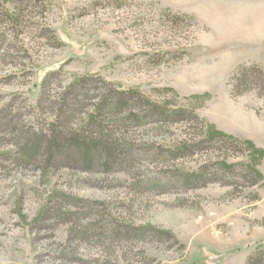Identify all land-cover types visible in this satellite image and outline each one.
Instances as JSON below:
<instances>
[{
    "label": "rangeland",
    "instance_id": "374dc122",
    "mask_svg": "<svg viewBox=\"0 0 264 264\" xmlns=\"http://www.w3.org/2000/svg\"><path fill=\"white\" fill-rule=\"evenodd\" d=\"M263 12L264 0H0V264H244L264 243V157L209 141L200 119L227 95L264 113V97L233 98L228 84L242 64L264 67ZM86 75L80 104L55 119L63 88ZM110 89L167 116L130 102L92 126ZM2 116L17 131H103L117 160H23ZM251 163L263 175L252 186Z\"/></svg>",
    "mask_w": 264,
    "mask_h": 264
},
{
    "label": "trees",
    "instance_id": "16d2710c",
    "mask_svg": "<svg viewBox=\"0 0 264 264\" xmlns=\"http://www.w3.org/2000/svg\"><path fill=\"white\" fill-rule=\"evenodd\" d=\"M91 77L92 76L89 77V75L81 76L63 88L64 92L55 119L61 121V118H64L62 112L64 105L68 106L71 104L74 106L80 104L81 100L79 99V95H81L83 87ZM228 84L230 86L229 94L233 98L247 92H255L259 97H264V67L257 63L242 64L235 69ZM106 94L107 95L102 97L100 101H97V108L87 117L92 126L95 124L97 128L100 127L101 124L94 123L96 120L94 117L96 113L97 115H102L104 114L103 111L105 112L107 110L110 112L131 110L132 105L130 102L139 103L140 101H145L149 109V116L152 118L157 116L161 117V115L167 116V109L146 100L135 90L110 89L106 90ZM194 96L195 95H193V97ZM209 98L210 95L206 94L205 101ZM41 100H43L42 92L39 93L38 103L36 104L37 107L41 104ZM180 109L181 107L172 110L171 114L175 115ZM7 115L9 116L8 113ZM6 116L1 117V120H3L2 125L11 127V131H15L16 134H18L17 140L12 142V144L15 145V153L18 156L20 155L21 159L24 158L23 160H38V162L45 160L47 164L55 163L57 166H70L82 171H89L93 167L109 168L117 160L116 144L111 145L112 143L104 136L103 131L99 133L98 138H94L92 135L95 133V129L88 135L87 130H84V128L79 129L81 127H73L67 123H63L61 125L62 130L58 131L56 129L57 126H59L57 122L52 123L53 126L49 130V135L46 134L43 129L33 130L31 128H26L25 131H17L18 125H14L12 122L9 123L10 120H8L9 118L6 119ZM191 117L198 119V116L194 114V112ZM4 120L7 121L4 122ZM200 120L207 129L209 141L214 140L216 137L240 141L246 145L250 153L249 157H254L253 162L264 157V150L257 147L251 140L226 133L216 128L214 124L206 120ZM255 156H257V158ZM223 164L225 168L233 167V165ZM251 164L246 168L252 175L251 180H249V184L252 186L261 182L263 175L257 168V165ZM194 176L196 178V175ZM254 199H259L258 195H255ZM162 232L164 233V231ZM244 264H264V243L259 242L255 246V250L248 256Z\"/></svg>",
    "mask_w": 264,
    "mask_h": 264
},
{
    "label": "crops",
    "instance_id": "0c3cea01",
    "mask_svg": "<svg viewBox=\"0 0 264 264\" xmlns=\"http://www.w3.org/2000/svg\"><path fill=\"white\" fill-rule=\"evenodd\" d=\"M261 14L264 16V12ZM227 97L230 101L214 107L208 113L210 116H203L216 128L237 137L247 138L264 150V113L248 107L245 103L232 102L228 95Z\"/></svg>",
    "mask_w": 264,
    "mask_h": 264
}]
</instances>
